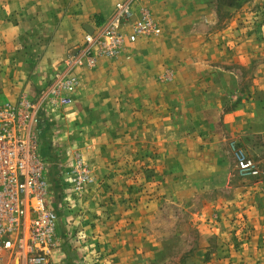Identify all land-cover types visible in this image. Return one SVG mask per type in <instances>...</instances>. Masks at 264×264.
Segmentation results:
<instances>
[{"label":"rangeland","instance_id":"1","mask_svg":"<svg viewBox=\"0 0 264 264\" xmlns=\"http://www.w3.org/2000/svg\"><path fill=\"white\" fill-rule=\"evenodd\" d=\"M217 3L218 23L207 27L208 32L228 29L233 35L257 36L254 43L260 50L259 64L264 66V0ZM224 45L209 41L208 54ZM245 49L249 52L252 46ZM257 62L251 59L242 69L244 77L248 76L245 83ZM173 77L172 69H165L155 80L166 85ZM103 81L108 83L109 77ZM113 82L117 102L106 100L108 90L102 92L99 87L95 90L101 97L98 104L80 105L85 114L52 128L58 129L57 135L59 128L74 131L73 138L67 139L69 150L61 144L63 151L58 155L51 148L45 153L56 164L50 176L52 206L58 216L56 259H61V264H264V152L251 156L233 141L228 142L233 186L211 195L222 202L208 209V123L204 107H196L199 113L192 117L182 111L180 131L172 130V106L168 108L170 115L163 114L159 127L154 119L153 123L143 122L140 116L132 122L131 112L139 110L127 104V82L119 78ZM151 108L154 111L153 105ZM83 127H88L85 137ZM130 128L137 135L143 129L148 132L143 153L128 150L133 139ZM99 130L104 134L101 141L92 137ZM40 136L38 141L51 147L52 139ZM133 140L141 145L139 136ZM232 145L260 167V176L239 175ZM76 157L93 180L79 192L69 181V165ZM237 185L245 186L250 194L234 196Z\"/></svg>","mask_w":264,"mask_h":264},{"label":"crops","instance_id":"2","mask_svg":"<svg viewBox=\"0 0 264 264\" xmlns=\"http://www.w3.org/2000/svg\"><path fill=\"white\" fill-rule=\"evenodd\" d=\"M117 1L0 0V102L16 104L27 98L41 104L37 112L40 118L38 131L40 137L52 139L51 147L49 143L39 142L49 178L56 164L53 165L52 158L45 153H50L51 148V152L58 155V151H63L61 144L67 145L69 150L71 145L67 139L73 138L74 132L59 128L57 135L58 129L52 128L63 122L70 124L78 115L85 114L80 105L98 104L101 97L95 90L99 87L102 92L108 90L109 99L106 100L117 102L112 93L115 91L111 89L115 79L127 82L124 88L127 104L139 110L138 113L131 112L132 122L140 116L143 122L154 119V124L159 127L163 114L170 115L168 108L172 106V130L180 131L182 111L192 117L199 113L196 107H204V120L208 123L210 209L214 203L222 202L211 195L233 186L228 142L233 141L251 156L264 152V66L259 64L257 52L260 50L254 43L258 37L233 35L227 32L228 29L209 33L207 27L218 23L217 0H138L137 3L147 7L158 24V34L138 41L117 61L100 59L92 70L75 66L73 60L83 44L84 35L110 19ZM211 40L226 45L209 55L206 47ZM246 46H252V49L248 52ZM251 59L258 61L257 66L252 68V76L245 83L248 76L244 77L242 69ZM165 69H172L173 81L159 84L155 77ZM68 72L77 80L70 107L57 111L47 109L40 99L41 90L49 85L56 73ZM107 77L109 82L104 83L103 79ZM106 84L108 88L103 87ZM94 91L95 95L92 94ZM87 128H82L84 137ZM130 130L133 139L140 137L141 145H135L132 139L128 150L143 153L147 150L148 132L143 129L137 135L132 128ZM103 135L99 130L92 137L101 141ZM56 138L58 143L54 141ZM63 138L66 139L61 143ZM236 187L234 196L250 194L245 186ZM94 228L98 230L97 226ZM58 256L57 251L52 253L51 264L60 263L61 259H56ZM0 264H9L6 253Z\"/></svg>","mask_w":264,"mask_h":264},{"label":"built area","instance_id":"3","mask_svg":"<svg viewBox=\"0 0 264 264\" xmlns=\"http://www.w3.org/2000/svg\"><path fill=\"white\" fill-rule=\"evenodd\" d=\"M137 2L118 0L110 19L86 32L73 64L92 70L100 59L117 61L138 41L156 36L158 24ZM76 87L70 72L56 73L39 93L42 105L53 111L67 108ZM40 105L27 98L16 104L0 102V260L6 253L9 264H51L52 253L59 248L58 216L36 128ZM232 148L241 177L262 174L242 150ZM69 169L75 192L93 182L78 157Z\"/></svg>","mask_w":264,"mask_h":264},{"label":"water","instance_id":"4","mask_svg":"<svg viewBox=\"0 0 264 264\" xmlns=\"http://www.w3.org/2000/svg\"><path fill=\"white\" fill-rule=\"evenodd\" d=\"M90 32V31H89Z\"/></svg>","mask_w":264,"mask_h":264}]
</instances>
